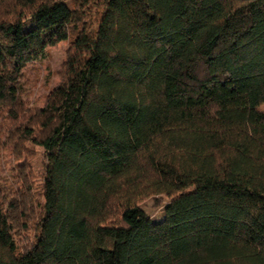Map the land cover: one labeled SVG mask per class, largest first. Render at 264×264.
<instances>
[{
	"label": "trees",
	"instance_id": "1",
	"mask_svg": "<svg viewBox=\"0 0 264 264\" xmlns=\"http://www.w3.org/2000/svg\"><path fill=\"white\" fill-rule=\"evenodd\" d=\"M262 105L264 0H0V264H264Z\"/></svg>",
	"mask_w": 264,
	"mask_h": 264
},
{
	"label": "rangeland",
	"instance_id": "2",
	"mask_svg": "<svg viewBox=\"0 0 264 264\" xmlns=\"http://www.w3.org/2000/svg\"><path fill=\"white\" fill-rule=\"evenodd\" d=\"M67 45V41H62L46 48V54L42 59L29 63L25 67L29 79V83L26 84L28 93L24 96L27 106H42L48 91L60 81V73L66 57ZM258 109L264 110V105L259 106ZM26 160L33 174H35L34 183L38 184L40 182V175L45 167L43 149L36 147L34 157H30L29 155L24 156L18 160V163L22 164ZM14 162L16 161L12 158L11 154L3 152L2 156L0 155V176L8 174L13 169ZM144 207L153 218L158 217L162 213L161 208L152 207L150 200L146 201Z\"/></svg>",
	"mask_w": 264,
	"mask_h": 264
}]
</instances>
